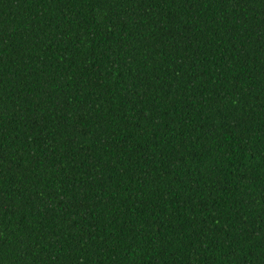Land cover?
I'll return each mask as SVG.
<instances>
[{"label":"trees","instance_id":"16d2710c","mask_svg":"<svg viewBox=\"0 0 264 264\" xmlns=\"http://www.w3.org/2000/svg\"><path fill=\"white\" fill-rule=\"evenodd\" d=\"M0 264H264V0H0Z\"/></svg>","mask_w":264,"mask_h":264}]
</instances>
